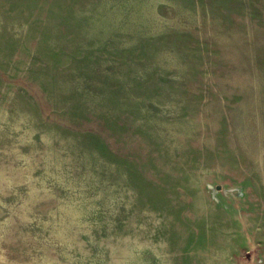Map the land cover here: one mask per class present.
I'll return each instance as SVG.
<instances>
[{"label": "rangeland", "instance_id": "obj_1", "mask_svg": "<svg viewBox=\"0 0 264 264\" xmlns=\"http://www.w3.org/2000/svg\"><path fill=\"white\" fill-rule=\"evenodd\" d=\"M12 91L172 264H264V0H0Z\"/></svg>", "mask_w": 264, "mask_h": 264}, {"label": "clouds", "instance_id": "obj_2", "mask_svg": "<svg viewBox=\"0 0 264 264\" xmlns=\"http://www.w3.org/2000/svg\"><path fill=\"white\" fill-rule=\"evenodd\" d=\"M14 101V91L0 100V264H172L167 242L145 231L151 218L133 211L75 138L41 127Z\"/></svg>", "mask_w": 264, "mask_h": 264}]
</instances>
